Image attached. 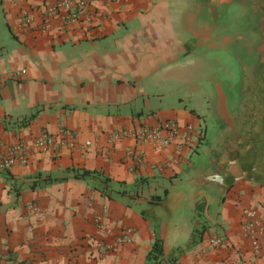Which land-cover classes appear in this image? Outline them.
<instances>
[{
  "label": "crops",
  "instance_id": "crops-1",
  "mask_svg": "<svg viewBox=\"0 0 264 264\" xmlns=\"http://www.w3.org/2000/svg\"><path fill=\"white\" fill-rule=\"evenodd\" d=\"M225 2L110 0L70 22L47 13L53 0H0V143L31 146L40 134L58 141L64 130L79 145L90 142L29 147L26 165L0 170V264H146L155 236L161 264H264V235L252 249L240 233L250 210L264 228V183L200 178L205 157L195 148L207 113L232 106L219 78L226 61L243 67L241 23ZM36 109L27 127L16 126ZM166 120L192 130L182 128L161 151L112 139ZM132 149L142 152L141 165L127 156ZM67 168L126 185L140 180L138 197L108 200L91 179L29 187ZM176 201L189 210L179 227L171 220ZM194 229L201 234L187 246ZM211 237L225 245L209 246Z\"/></svg>",
  "mask_w": 264,
  "mask_h": 264
},
{
  "label": "flooded vegetation",
  "instance_id": "flooded-vegetation-1",
  "mask_svg": "<svg viewBox=\"0 0 264 264\" xmlns=\"http://www.w3.org/2000/svg\"><path fill=\"white\" fill-rule=\"evenodd\" d=\"M225 4L238 12L243 38L237 54L243 67L237 68L240 77L231 86L232 106L225 115L209 109L211 113L202 119L195 148L201 147L205 157L199 162V167L205 169L200 178L216 174L230 187L243 175L244 179L264 181V0H226ZM218 117L230 118L217 122Z\"/></svg>",
  "mask_w": 264,
  "mask_h": 264
},
{
  "label": "built area",
  "instance_id": "built-area-1",
  "mask_svg": "<svg viewBox=\"0 0 264 264\" xmlns=\"http://www.w3.org/2000/svg\"><path fill=\"white\" fill-rule=\"evenodd\" d=\"M108 1L110 0H53L52 5L47 8V13L49 15H63L64 13L63 17L73 22L78 15L87 13L88 8L92 4H104ZM182 128L186 132L192 130L187 125L181 127L175 121L166 120L151 127L141 126L130 131H119L112 134V139L117 140L123 136H128L136 145H148L156 151H161L175 143ZM60 136L63 138L61 139L62 141L60 139L57 141L56 138L47 134H40L33 140L31 146L23 142H18L12 146L5 147L0 143V170H7L14 165H26L29 147H33V149L40 152H45L54 151L60 144L64 145L68 150H75L80 146L87 147L90 145L88 141L79 145L77 137L66 130L62 131ZM127 156L131 159L134 166L142 164V152L139 149L127 151ZM168 164L169 161H163L158 166L159 168H165ZM95 221L98 222L99 218L96 217ZM240 233L249 240L252 249L258 247V239L264 235V228L254 210L244 213ZM207 242L211 247H223L225 245V242L218 237L208 238Z\"/></svg>",
  "mask_w": 264,
  "mask_h": 264
},
{
  "label": "trees",
  "instance_id": "trees-1",
  "mask_svg": "<svg viewBox=\"0 0 264 264\" xmlns=\"http://www.w3.org/2000/svg\"><path fill=\"white\" fill-rule=\"evenodd\" d=\"M38 109L34 110L29 115L20 118L16 121V126L20 128L27 127L30 122L35 118V115L38 113ZM39 178V174L37 175ZM87 180L91 179L94 181V190H96L100 195L105 197L108 200L121 201L125 200L132 202L134 198L138 197V191L140 188V180L134 182L131 185H126L120 181H114L108 178L100 171H92L85 169H73L67 168L60 171L59 176L51 177L49 175L43 177L40 180V183L33 182L30 184V188L34 189L36 187H42L50 185L57 182H63L66 180ZM140 181V182H139ZM201 234L198 230H192V233L189 237L187 246L194 243L195 238ZM146 264H161L162 262V242L158 237H154L150 248L145 257Z\"/></svg>",
  "mask_w": 264,
  "mask_h": 264
},
{
  "label": "rangeland",
  "instance_id": "rangeland-1",
  "mask_svg": "<svg viewBox=\"0 0 264 264\" xmlns=\"http://www.w3.org/2000/svg\"><path fill=\"white\" fill-rule=\"evenodd\" d=\"M231 13L233 14L234 17H236V19L238 18L237 13L235 10H232ZM249 25V22H248ZM226 65H227V69L226 71H224V73H221V78L220 81L223 82L222 85L224 86V90L228 89L230 90L231 86H233V84H237L239 77H240V72L239 70L236 68L235 64L228 59L226 61ZM226 86V87H225ZM234 87V86H233ZM226 93L228 94V96L230 97L231 94L229 93V91L227 92V90H225ZM184 103L187 104L186 99L184 100ZM210 134L207 133L206 134V139H209ZM195 158V156L193 157ZM189 210L187 208L186 205H184L181 202H177L174 204V210H172L171 213V220L174 222V224L177 225V227H179L182 223V221L186 220V216L188 214Z\"/></svg>",
  "mask_w": 264,
  "mask_h": 264
},
{
  "label": "water",
  "instance_id": "water-1",
  "mask_svg": "<svg viewBox=\"0 0 264 264\" xmlns=\"http://www.w3.org/2000/svg\"><path fill=\"white\" fill-rule=\"evenodd\" d=\"M261 175H264V170L263 171H261ZM217 180L215 181V183H217V184H222V182H221V179H222V177H220V176H217ZM241 179H244V175L241 177ZM256 181H259V180H256ZM259 182H261V181H259ZM261 183H264V181H262Z\"/></svg>",
  "mask_w": 264,
  "mask_h": 264
}]
</instances>
